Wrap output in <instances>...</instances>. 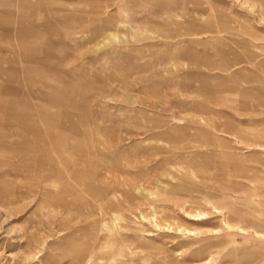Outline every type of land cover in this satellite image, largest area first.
<instances>
[{
  "label": "rangeland",
  "instance_id": "1",
  "mask_svg": "<svg viewBox=\"0 0 264 264\" xmlns=\"http://www.w3.org/2000/svg\"><path fill=\"white\" fill-rule=\"evenodd\" d=\"M0 132V264H264V0H0Z\"/></svg>",
  "mask_w": 264,
  "mask_h": 264
},
{
  "label": "bare ground",
  "instance_id": "2",
  "mask_svg": "<svg viewBox=\"0 0 264 264\" xmlns=\"http://www.w3.org/2000/svg\"><path fill=\"white\" fill-rule=\"evenodd\" d=\"M71 2V1H70ZM25 66H28V65H25ZM23 68H24V66H23ZM12 87V86H11ZM5 88H7V87H5ZM8 89V88H7ZM10 89V88H9ZM12 91V90H11ZM11 91H10V94H11ZM16 91V90H15ZM22 92V91H21ZM16 93V92H15ZM12 95V94H11ZM20 95V94H19ZM10 96V95H9ZM44 96V95H43ZM46 96V95H45ZM18 97V96H17ZM22 97V96H21ZM25 97V96H24ZM31 97H32V95H31ZM48 97H50V95L48 96ZM53 98V97H52ZM30 99V98H29ZM54 99H55V97H54ZM57 99V98H56ZM33 100V99H32ZM25 101H26V99H25ZM57 101V100H56ZM41 103V102H40ZM43 104V103H42ZM26 106H28V105H26ZM39 108V107H38ZM11 109L12 110H15V109H17V108H14V105L11 107ZM34 113V112H33ZM36 114V113H35ZM34 116V115H33ZM4 130V129H3ZM3 132V131H2ZM1 133V132H0ZM7 133V132H6ZM5 136V135H4ZM3 136V137H4ZM2 138V137H1ZM79 140V139H78ZM80 141H82V140H80ZM26 142V141H25ZM24 142V143H25ZM31 142V141H30ZM77 142H79V141H77ZM82 142H84V141H82ZM75 144H76V142H75ZM79 145H81V143H79ZM28 147V146H27ZM81 148V147H80ZM63 150V149H62ZM80 151V150H79ZM37 152V151H36ZM85 152V151H84ZM82 153V152H81ZM67 154V153H66ZM86 157V156H85ZM77 159V158H76ZM88 159V158H87ZM66 164V163H65ZM75 166V165H74ZM72 167V166H71ZM67 168H70V167H67ZM8 174H9V172H8ZM6 176V175H5ZM9 176V175H8ZM108 176V175H107ZM2 179V178H1ZM2 181V180H1ZM107 181V180H106ZM103 182V181H102ZM105 182V181H104ZM1 183V182H0ZM2 184V183H1ZM0 184V185H1ZM70 189V188H69ZM3 190V189H2ZM66 191V190H65ZM66 192H69V191H66ZM79 200V199H78ZM110 232L109 233H106L105 234V239H106V244H105V246L107 245L108 247H109V249L107 248H105V246H104V248H103V252H110L111 251V256H110V258L111 259H114L116 256H118V255H123V252H126L128 249L127 248H125L124 247V245L123 244H121L119 241H116L114 238H113V235H112V233H111V230H109ZM113 231V230H112ZM102 252V253H103ZM105 254V253H104ZM103 259H105V258H103ZM106 262V261H105ZM107 264V263H106Z\"/></svg>",
  "mask_w": 264,
  "mask_h": 264
}]
</instances>
